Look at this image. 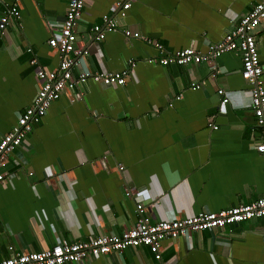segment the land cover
<instances>
[{
    "label": "crops",
    "instance_id": "obj_1",
    "mask_svg": "<svg viewBox=\"0 0 264 264\" xmlns=\"http://www.w3.org/2000/svg\"><path fill=\"white\" fill-rule=\"evenodd\" d=\"M126 1L131 7L120 18L116 4ZM261 1L88 0L76 27L79 69L135 67L123 86L88 79L66 89L29 144L0 168V261L11 256L10 246L40 251L62 238L121 233L136 224L138 202L154 220H174L264 198V158L255 150L262 132L240 53L161 66L150 62L160 52L148 41L166 52L206 54ZM14 2L20 18L0 33V139L33 104L38 69L59 65L48 40L61 28L69 0H0V18ZM105 15L119 27L97 44L90 29ZM126 28L142 37H125ZM256 36L264 68V23ZM220 88L229 97L226 113L217 111ZM161 254L157 261L148 249H127L77 264H264V217L167 239Z\"/></svg>",
    "mask_w": 264,
    "mask_h": 264
},
{
    "label": "built area",
    "instance_id": "obj_2",
    "mask_svg": "<svg viewBox=\"0 0 264 264\" xmlns=\"http://www.w3.org/2000/svg\"><path fill=\"white\" fill-rule=\"evenodd\" d=\"M87 3L88 0H69L61 28L48 40L49 47L58 52L59 65L52 71L38 69L36 75L40 86L33 104L18 116L13 129L0 139V168L19 147L29 144V135L33 132L34 126L41 122L50 106L60 99L66 89H74L88 79H93L105 86H123L132 74L135 67L133 63L130 64L129 69L120 72L102 70L90 73L79 69V61L76 57L81 55V51L77 49L76 27ZM130 7V1L116 4L120 18L126 17ZM15 18H20L16 2L6 6L0 18V33L5 31ZM102 19L103 24H96L90 29V38L97 44L105 39L107 32L116 31L119 27L118 21L108 15L103 16ZM262 23H264V0L255 4L221 41L211 44L206 54L194 48H185L172 53L166 52L159 42L149 39L148 41L160 52V56L150 59V62L161 66H185L204 61L213 62L225 53H240L242 77L251 86V110L255 117V124L262 132V138L255 145V150L264 158V68L260 60L256 36V30ZM123 33L127 38L142 37L139 32H133L128 28L123 29ZM31 63L37 64V60L33 59ZM77 68L78 71H75ZM217 73H220L218 68L215 71V74ZM194 86L200 87L199 85ZM218 94L220 102L217 111L226 113L229 97L223 88L218 90ZM213 127L217 129L216 126ZM119 170L123 171L124 167L120 166ZM4 180L5 175L0 173V182ZM126 195H131V191H127ZM136 210L138 216L136 224L121 233L100 235L88 240L62 238L50 248L40 251L19 252L10 246L11 256L1 260L0 264H77L84 262L88 257L121 254L127 249H148L155 260L160 261L162 259L161 244L167 239L189 238L195 232L223 229L254 218L264 217V198L218 212H200L194 216L174 220H154L143 202L137 203Z\"/></svg>",
    "mask_w": 264,
    "mask_h": 264
}]
</instances>
